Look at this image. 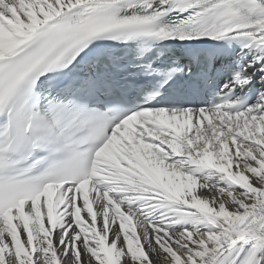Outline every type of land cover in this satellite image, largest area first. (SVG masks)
<instances>
[{
  "label": "snow or ice",
  "instance_id": "snow-or-ice-1",
  "mask_svg": "<svg viewBox=\"0 0 264 264\" xmlns=\"http://www.w3.org/2000/svg\"><path fill=\"white\" fill-rule=\"evenodd\" d=\"M0 264H264V0H0Z\"/></svg>",
  "mask_w": 264,
  "mask_h": 264
}]
</instances>
